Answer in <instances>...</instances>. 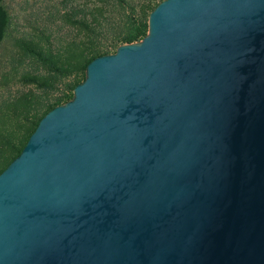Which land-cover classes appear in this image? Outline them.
<instances>
[{"label": "water", "instance_id": "obj_1", "mask_svg": "<svg viewBox=\"0 0 264 264\" xmlns=\"http://www.w3.org/2000/svg\"><path fill=\"white\" fill-rule=\"evenodd\" d=\"M0 264H264V0H163L0 172Z\"/></svg>", "mask_w": 264, "mask_h": 264}, {"label": "rangeland", "instance_id": "obj_2", "mask_svg": "<svg viewBox=\"0 0 264 264\" xmlns=\"http://www.w3.org/2000/svg\"><path fill=\"white\" fill-rule=\"evenodd\" d=\"M61 1L0 0L7 18V30L0 40V171L27 141L45 110L41 105L60 95L65 83L83 81L81 73L76 72V75L57 76L60 81L51 88L25 82L26 77L33 75L46 78L54 75L47 66L25 55L20 42L62 47L71 33L51 21L49 14L50 7L58 6Z\"/></svg>", "mask_w": 264, "mask_h": 264}, {"label": "trees", "instance_id": "obj_3", "mask_svg": "<svg viewBox=\"0 0 264 264\" xmlns=\"http://www.w3.org/2000/svg\"><path fill=\"white\" fill-rule=\"evenodd\" d=\"M161 1L163 0H62L58 6L56 4L50 7L51 21L61 28L66 27L71 35L60 48H53L50 44L20 42L25 55L35 58L54 73L48 75L49 78L35 75L26 77L25 82L51 88L60 81L57 76L76 75V72L81 73L84 80L85 68L92 59L111 54L119 45L137 42L146 35L148 14ZM6 30V13L0 5V40ZM81 82L65 83L60 95L41 105L45 110L38 117L35 128L49 110L69 101L74 87ZM24 145L10 161L20 153Z\"/></svg>", "mask_w": 264, "mask_h": 264}]
</instances>
